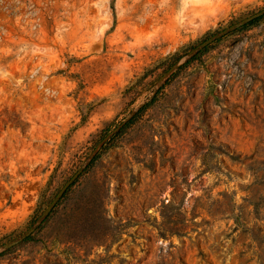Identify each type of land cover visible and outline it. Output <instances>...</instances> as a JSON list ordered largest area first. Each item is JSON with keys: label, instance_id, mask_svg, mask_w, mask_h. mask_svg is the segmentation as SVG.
I'll return each instance as SVG.
<instances>
[{"label": "rangeland", "instance_id": "obj_1", "mask_svg": "<svg viewBox=\"0 0 264 264\" xmlns=\"http://www.w3.org/2000/svg\"><path fill=\"white\" fill-rule=\"evenodd\" d=\"M0 264H264V0H0Z\"/></svg>", "mask_w": 264, "mask_h": 264}, {"label": "trees", "instance_id": "obj_2", "mask_svg": "<svg viewBox=\"0 0 264 264\" xmlns=\"http://www.w3.org/2000/svg\"><path fill=\"white\" fill-rule=\"evenodd\" d=\"M252 21H253V20H252ZM252 23H253V22H252ZM249 24H250V23H249ZM249 24H248V25H249ZM206 48H207V47L204 46V47L201 48L200 50L196 51V53L191 57V59L194 58L195 56L199 55V54H202V51L205 50ZM130 123H131V122H130ZM128 124H129V122H128V123H125L122 127L118 128V130L115 132V135H116V134H119L121 131H123V130L125 129V127H126ZM112 137H113V136H111L106 142H108Z\"/></svg>", "mask_w": 264, "mask_h": 264}]
</instances>
